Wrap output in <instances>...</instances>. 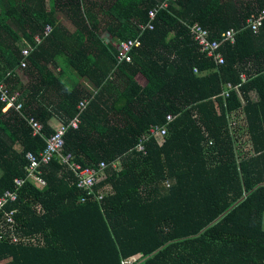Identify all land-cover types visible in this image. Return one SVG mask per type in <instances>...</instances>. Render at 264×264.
I'll return each instance as SVG.
<instances>
[{"label": "trees", "instance_id": "16d2710c", "mask_svg": "<svg viewBox=\"0 0 264 264\" xmlns=\"http://www.w3.org/2000/svg\"><path fill=\"white\" fill-rule=\"evenodd\" d=\"M163 1L0 0V84L20 92L23 114L43 126L37 133L0 102V195L26 177L28 153L46 150L57 131L51 120L67 125L85 99L66 152L84 167L124 163L96 187L113 192L86 203L59 158L44 166L47 186L26 183L6 207L17 209L18 232L38 235L41 246L11 243L0 228V264H264V23L256 32L247 27L264 0H176L140 34L138 25ZM196 23L209 39L239 29L237 42L221 47L224 65L200 50ZM105 31L119 43L140 36L132 63L119 66ZM246 66L248 82L224 98L227 84H242ZM118 68L119 80L110 81ZM168 115L174 122L164 140L150 138L145 155L134 151Z\"/></svg>", "mask_w": 264, "mask_h": 264}, {"label": "built area", "instance_id": "2783aa9c", "mask_svg": "<svg viewBox=\"0 0 264 264\" xmlns=\"http://www.w3.org/2000/svg\"><path fill=\"white\" fill-rule=\"evenodd\" d=\"M176 0H164L160 5L152 8L149 12V22L144 24H139L140 34L146 30V28H153V21L157 18L158 13L167 9L170 6L171 2H175ZM264 23V8L260 9L257 15H253L248 23L247 27L251 28L255 32L259 30L260 27L263 26ZM53 27L48 26L46 29V36L48 37L52 34ZM239 29L232 28L227 32L223 33V38L221 40L217 39H209L208 32L199 24H193L191 26V33H193V39L196 40L199 45L200 50L205 54L208 58L213 59L215 63L219 66L224 65L225 59L221 51V47L223 43L231 42L235 43L237 41V36L239 34ZM44 37L38 36V42H42ZM142 45V39L140 36H136L134 38H129L126 40H122L117 44V60L119 66H123L125 64H130L133 62L132 52L135 48L140 47ZM31 48L24 50V61L22 63V68L26 69L29 67V56L31 55ZM120 68L114 71V74L111 76V80L115 79L116 73ZM252 69L249 66H246L245 71L242 74V84L237 86L229 83L225 86L224 91L222 93L223 97L228 99L231 97V93L234 91H241L242 86L248 82L249 73ZM21 93L18 91L11 92L7 89V87L2 83L0 84V102L5 104V112L8 109H14L16 112L20 113L25 119L28 120L30 125L35 128L37 133H40L42 130V125L40 122L36 120V118L24 115L22 109L25 108L24 101H20ZM89 104V100H83L80 102L78 109L79 115H77L72 121H70L67 125L62 124L59 129H57L56 133L51 137H47V148L46 150L39 156L33 152L28 153L26 155V160L28 162V166L26 168L27 175L25 178H16L15 188L13 190H7L0 195V211L2 212V218L0 223L1 231L3 235H5L9 242L18 243L26 246H41L40 241L38 239V235H25L18 232V223L16 221V208L6 207L9 204H14L19 199V194L21 189L25 186L26 183H32L33 185H38L41 187H46L47 182L43 176V167L50 165L55 159L60 158L63 164L71 171L74 178V184L78 190H80L84 195L81 198L82 203H86L90 197H95L99 201L104 200L107 194H111L113 192V188L110 186H103L101 190H96L97 186L103 185V183L108 179L110 171L116 170L118 172L123 171L124 163L122 158L115 161L112 165L107 162H101L95 167H84L80 162L77 161L75 155L71 152H66L65 150V135L70 130H77L81 125L80 114L86 109ZM166 124L163 125H155L151 126L149 130L140 137L137 146L134 151L139 153L146 154V142L150 138H156L159 142L164 140V137L168 133V124L173 122V117L171 115L167 116ZM133 151V150H132ZM169 184V183H167ZM42 210V207H39Z\"/></svg>", "mask_w": 264, "mask_h": 264}, {"label": "crops", "instance_id": "0c3cea01", "mask_svg": "<svg viewBox=\"0 0 264 264\" xmlns=\"http://www.w3.org/2000/svg\"><path fill=\"white\" fill-rule=\"evenodd\" d=\"M62 22V21H61ZM62 24H64L67 28H69L68 26H67V23H62ZM73 28V27H72ZM72 28H70V29H72ZM105 34H104V37H106L107 39H109L108 41L110 42V43H112V44H114L115 46L119 43L118 41H117V38H115L113 35H111L110 33H108V31H105L104 32ZM108 35H110V36H112V37H114V38H111L110 36H108ZM50 68L53 70V71H55V73L57 74V75H59V73H61V71H62V69H61V67H56V66H54V65H50ZM67 78H70V79H75L76 78V75H75V73H74V71L73 70H67ZM137 81H138V83L139 84H141V85H145V83H142L143 82V79H144V76L142 75V74H139L138 76H137ZM88 82V81H87ZM82 83L83 84H87L86 83V81L84 80V81H82ZM89 83V82H88ZM87 86H89V85H87ZM86 87V86H85ZM250 95H251V97L254 99V101H256L257 100V96H256V93L255 92H252V93H250ZM174 122V121H173ZM172 122V123H173ZM172 123H170V124H172ZM51 125L53 126V128H55V130H57V129H59L60 127H61V125H62V122H61V117H55L54 119H52L51 120ZM169 125V124H168ZM249 143L248 144H245V146H243V150L245 151L243 154H245V155H247V154H249L250 153V151H251V149H253L252 148V143L250 142V141H248ZM60 159V158H59ZM60 162H61V164L63 165V167H64V171L66 172V173H68L72 178H73V174L71 173V171H69V169L63 164V162H62V160L60 159ZM73 180V183H75L74 182V178L72 179ZM75 185V184H74ZM38 186V185H37ZM39 187H41V186H39ZM42 188H44V187H42Z\"/></svg>", "mask_w": 264, "mask_h": 264}, {"label": "rangeland", "instance_id": "374dc122", "mask_svg": "<svg viewBox=\"0 0 264 264\" xmlns=\"http://www.w3.org/2000/svg\"><path fill=\"white\" fill-rule=\"evenodd\" d=\"M58 18L60 19V21H62V23H67V26L69 27V28H72V24L70 23V21L68 20V18H67V16L63 13V12H61V11H59V13H58ZM105 30V28H104V26H103V31ZM108 36H110V35H108ZM111 38H114V37H112V36H110ZM22 72V71H21ZM23 79H24V81L26 82V83H28V81H29V79L27 78V76H25V77H23ZM86 83L87 84H83L84 86H86L87 87V85L89 84L90 85V83H88L87 81H86ZM142 83H145V80L143 79V82Z\"/></svg>", "mask_w": 264, "mask_h": 264}, {"label": "clouds", "instance_id": "9594fccd", "mask_svg": "<svg viewBox=\"0 0 264 264\" xmlns=\"http://www.w3.org/2000/svg\"><path fill=\"white\" fill-rule=\"evenodd\" d=\"M236 29H238V28H236ZM237 42V41H236ZM235 42V43H236ZM219 66V65H218ZM121 69L122 68H120L119 70H118V72L116 73V76H115V79H113V80H111V78H110V81H113V82H116V81H118L119 80V73H120V71H121ZM115 71V70H114ZM114 71H113V73H112V75L114 74ZM111 75V76H112ZM85 100H88V99H85ZM89 103H90V100H89ZM80 104V103H79ZM89 105V104H88ZM87 108V107H86Z\"/></svg>", "mask_w": 264, "mask_h": 264}]
</instances>
